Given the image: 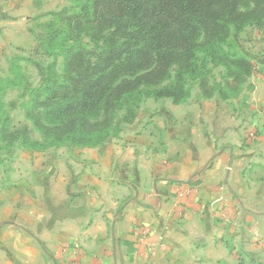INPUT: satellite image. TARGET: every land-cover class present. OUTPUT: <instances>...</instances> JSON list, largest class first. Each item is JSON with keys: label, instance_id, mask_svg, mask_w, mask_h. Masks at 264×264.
<instances>
[{"label": "crops", "instance_id": "0c3cea01", "mask_svg": "<svg viewBox=\"0 0 264 264\" xmlns=\"http://www.w3.org/2000/svg\"><path fill=\"white\" fill-rule=\"evenodd\" d=\"M251 55L237 98H147L98 147L1 155L0 264H45L43 243L59 264H264V56Z\"/></svg>", "mask_w": 264, "mask_h": 264}, {"label": "trees", "instance_id": "16d2710c", "mask_svg": "<svg viewBox=\"0 0 264 264\" xmlns=\"http://www.w3.org/2000/svg\"><path fill=\"white\" fill-rule=\"evenodd\" d=\"M263 25L264 0H81L53 13L44 49L54 62L24 106L41 133L31 145L98 147L134 120L145 99L183 104L193 83L205 99L232 98L256 66L231 39ZM218 66L223 85L211 82Z\"/></svg>", "mask_w": 264, "mask_h": 264}, {"label": "rangeland", "instance_id": "374dc122", "mask_svg": "<svg viewBox=\"0 0 264 264\" xmlns=\"http://www.w3.org/2000/svg\"><path fill=\"white\" fill-rule=\"evenodd\" d=\"M79 1L81 0H8L7 2L10 9L3 18L5 23L2 25V29L6 32L3 34L4 40H6V36H10L11 42L8 45L4 41V46H0V156L3 155L5 161L10 162L11 158L21 153L53 151V148H76L52 146L44 151H36L31 142H40L41 133L26 118L24 106L31 97L30 90L40 86L43 80L42 73H46L49 65L54 62L53 56L47 54L44 49L48 43V25L53 20V13L63 9L72 11ZM263 27L264 25L260 28L247 27L240 31L231 39V46L252 60L254 56L251 54H259L263 57ZM38 65L43 67V72ZM61 66L62 57H58L55 68L58 73H60ZM213 74L211 82L216 81V84L223 85L224 67H215ZM192 86V97L205 99L201 96L198 85L193 83ZM241 93V91L238 92L230 99L239 97ZM217 94L214 96H218ZM220 99L222 101L229 100ZM121 115L122 113H120ZM24 130H27V134H24ZM14 132H17V135L12 140L10 134ZM25 137L27 141L23 142ZM45 221L53 222L49 213H46ZM42 245L47 254L45 264H59L53 257V251L49 245L46 243Z\"/></svg>", "mask_w": 264, "mask_h": 264}, {"label": "built area", "instance_id": "2783aa9c", "mask_svg": "<svg viewBox=\"0 0 264 264\" xmlns=\"http://www.w3.org/2000/svg\"><path fill=\"white\" fill-rule=\"evenodd\" d=\"M229 169H230V168H229ZM179 195H181V196L185 195V191H184V192H180ZM147 233H148V230H147L146 228H144V229L142 230V235L145 236V235H147Z\"/></svg>", "mask_w": 264, "mask_h": 264}]
</instances>
